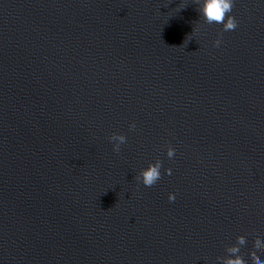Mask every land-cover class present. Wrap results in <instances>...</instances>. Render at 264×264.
Here are the masks:
<instances>
[{"label": "water", "instance_id": "obj_1", "mask_svg": "<svg viewBox=\"0 0 264 264\" xmlns=\"http://www.w3.org/2000/svg\"><path fill=\"white\" fill-rule=\"evenodd\" d=\"M198 7L0 0V264L264 262V0Z\"/></svg>", "mask_w": 264, "mask_h": 264}, {"label": "clouds", "instance_id": "obj_2", "mask_svg": "<svg viewBox=\"0 0 264 264\" xmlns=\"http://www.w3.org/2000/svg\"><path fill=\"white\" fill-rule=\"evenodd\" d=\"M198 2V11L202 14L204 20L208 24H219L222 26V31H232L237 28V20L233 15H230L232 12V7L234 0H197ZM227 16V19H226ZM221 41L217 39L215 41V45L219 47ZM113 139L119 140L121 143L123 142V137H114ZM118 151V147L114 149ZM175 149L170 148L168 155L171 157ZM159 164L150 165L146 169H144L139 179H141L143 185L145 187H152L156 182L160 179V172H159ZM169 201L175 200V194L169 193L168 196ZM243 239L239 240V243L243 244ZM237 249L233 248L232 252L235 253ZM227 264H244L242 259H229ZM255 264H264V262L260 260H256Z\"/></svg>", "mask_w": 264, "mask_h": 264}]
</instances>
